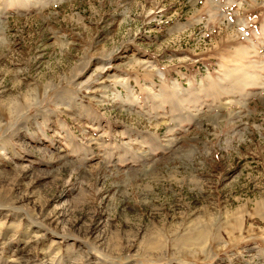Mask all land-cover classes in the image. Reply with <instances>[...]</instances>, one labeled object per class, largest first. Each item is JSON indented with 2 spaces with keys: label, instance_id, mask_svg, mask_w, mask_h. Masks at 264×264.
I'll return each instance as SVG.
<instances>
[{
  "label": "rangeland",
  "instance_id": "1",
  "mask_svg": "<svg viewBox=\"0 0 264 264\" xmlns=\"http://www.w3.org/2000/svg\"><path fill=\"white\" fill-rule=\"evenodd\" d=\"M0 226V264H264V0H0Z\"/></svg>",
  "mask_w": 264,
  "mask_h": 264
},
{
  "label": "bare ground",
  "instance_id": "2",
  "mask_svg": "<svg viewBox=\"0 0 264 264\" xmlns=\"http://www.w3.org/2000/svg\"><path fill=\"white\" fill-rule=\"evenodd\" d=\"M21 199H22V197H21ZM17 200H19V199H17ZM12 229H14V228H12ZM95 236L96 237L94 239L97 240L99 243L102 244V247H101L102 250L100 248H97L98 246L96 247V249H98V253H101V251H102V253L106 251L105 254H107L109 256H115V255L118 254V252H117L118 251V246H117V240L116 239H112V237L108 238L107 236L106 237L103 236V238H102V235L101 234L99 235L97 233H95ZM33 239H35V238H33ZM159 240H160V237H153L152 240H150V241L151 242L153 241L152 245L158 246ZM207 240H208V233L199 232V233H197V235H195V234H189L187 236H184L181 239H179L178 241L182 245L180 247L193 249V248H196V247H200L199 245H201V246L202 245H206ZM68 250H69V248H68ZM28 252H24L20 256V258L18 257V260H16V263L17 264H28V262L32 260V258L29 257V253ZM57 255H58V253L56 254V253L45 252V256L43 257V259L45 260L46 263H49L50 264V263L53 262V260H55L57 258ZM67 258H68V260H71V264H77L78 262L82 261V254H81L80 251H77V253H75V254L69 253L67 255ZM13 261H15V260H13ZM55 262H57V261H55ZM64 264H69V263L68 262H65Z\"/></svg>",
  "mask_w": 264,
  "mask_h": 264
}]
</instances>
